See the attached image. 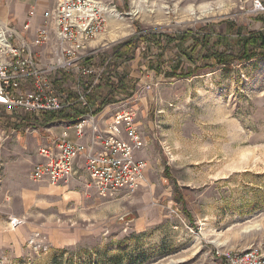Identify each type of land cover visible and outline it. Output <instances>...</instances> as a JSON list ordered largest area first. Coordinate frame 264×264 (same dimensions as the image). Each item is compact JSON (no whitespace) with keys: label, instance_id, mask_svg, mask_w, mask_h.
I'll use <instances>...</instances> for the list:
<instances>
[{"label":"rangeland","instance_id":"obj_1","mask_svg":"<svg viewBox=\"0 0 264 264\" xmlns=\"http://www.w3.org/2000/svg\"><path fill=\"white\" fill-rule=\"evenodd\" d=\"M97 1L120 16L83 53L92 78L54 77L73 102L61 112L87 107L80 97L113 71L124 77L105 119L135 112L145 180L109 199L86 174L80 185L31 181L46 137L75 122L0 107V264H227L218 250L264 252V57L216 65L197 47L264 31V14L254 0ZM13 5L0 0V30L18 43Z\"/></svg>","mask_w":264,"mask_h":264},{"label":"built area","instance_id":"obj_2","mask_svg":"<svg viewBox=\"0 0 264 264\" xmlns=\"http://www.w3.org/2000/svg\"><path fill=\"white\" fill-rule=\"evenodd\" d=\"M251 12L264 14V4L254 0ZM35 15V11L29 12L23 27L25 31L30 30ZM112 16L120 15L116 9L97 0H58L55 8L43 14V23L33 37L35 48L49 45L54 37L52 61L46 65L33 55L26 42L14 43L0 30V107L41 115L72 106L73 102L56 90L54 77L63 73L67 76L75 73L83 78L94 76L83 53L90 42L105 32ZM94 78L95 82L100 79L99 75ZM80 100H85V94ZM135 118L133 110L118 111L107 129L101 130L94 117H81L72 125L77 141L70 140L64 132L52 146L38 150L42 160L33 166L30 179L52 186L67 184L76 175L77 163L82 160V169L100 197L109 199L122 192L136 193L145 180L147 164L135 157L145 143ZM86 129L92 132L88 145L80 142ZM95 147L99 150L94 151ZM216 255L224 257L227 264H264V252L260 247L218 250Z\"/></svg>","mask_w":264,"mask_h":264},{"label":"trees","instance_id":"obj_3","mask_svg":"<svg viewBox=\"0 0 264 264\" xmlns=\"http://www.w3.org/2000/svg\"><path fill=\"white\" fill-rule=\"evenodd\" d=\"M228 30L232 31V28L230 27ZM209 36L210 35H207L205 37V43L199 44L197 47L198 49L204 50V58L215 62L216 65L228 66L232 62H246L250 60L252 61L255 58L264 57V31L239 35L236 40L225 36V38H223L218 35L216 40L213 39V36L208 38ZM147 39L151 40L150 38ZM140 40H146V38L142 37ZM129 45L131 46L132 43L119 48L120 51L116 53V56H118V58L116 57L115 59L116 61L119 62V57L123 56V51H126ZM91 60L92 59H86V65ZM115 72L116 71H113L111 75L109 74L110 76H107L108 78H105L106 84H98L85 92L87 107L83 109L74 107L75 109H71V113L63 114L61 112L59 117L58 115L52 117L73 123L83 116H96L101 113L105 106L112 102V96H117L118 92L121 91L120 83L122 84V87L124 86V77H115ZM103 79L104 78L102 77V80ZM116 80L118 81V84H115ZM53 264H59L56 255L53 257Z\"/></svg>","mask_w":264,"mask_h":264},{"label":"crops","instance_id":"obj_4","mask_svg":"<svg viewBox=\"0 0 264 264\" xmlns=\"http://www.w3.org/2000/svg\"><path fill=\"white\" fill-rule=\"evenodd\" d=\"M57 3H58V0H14V5L13 6L15 8V15H16L17 23H18L17 25L22 26V31H23V33L21 32L23 34L22 35V42L23 41L26 42V44L30 48H32L34 50V52H36V55L40 59L41 62H43L42 60H44V62H45V59L48 60V61H52L53 47H54V44H55L54 37H52V40H51L49 45H47L45 47H42V48H35V47H33V43H32L33 39L31 40L28 37V35H30L31 38L34 37L35 30L39 26H41V24L43 23V14L46 11H49V10L55 8ZM30 11H35L36 15H35L34 18H32V20L30 22V30L29 31H25L23 29V27H24V25L27 23V21L29 19L28 14H29ZM5 15H6V17L8 16L7 14H5ZM66 76L67 75H65L63 73V74H61L58 77H66ZM106 111H107V109L103 110L101 113H99L96 116H92V117H94L97 126L99 128H101V130L107 129L108 125H110L111 121H112V118L111 119H109V118L105 119V116L107 114V113L105 114ZM87 116H91V115H87ZM72 125H70V126H62L61 127L63 129L62 133H59L58 131H55V133H52L51 137L47 136L46 137L47 140L45 139V141L48 142V143L45 146H52L59 138H61V136H62V134L64 132L68 133L70 140L77 141L75 130L72 127ZM91 137H92L91 130L90 129H86L85 137L80 142L88 145L90 143ZM98 150H99V147H95L94 151H98ZM41 160L42 159L39 157L38 151H37V161L33 164V166L35 164L41 162ZM77 164L78 165L76 167V175L74 176V178L72 180L75 181L74 183H79V185H80L82 183V181L83 182L85 181L86 177H85V173H84V171L82 169L83 161L80 160Z\"/></svg>","mask_w":264,"mask_h":264}]
</instances>
